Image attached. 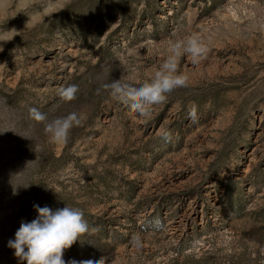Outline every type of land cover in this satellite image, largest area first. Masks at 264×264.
Returning a JSON list of instances; mask_svg holds the SVG:
<instances>
[{"label": "rangeland", "instance_id": "374dc122", "mask_svg": "<svg viewBox=\"0 0 264 264\" xmlns=\"http://www.w3.org/2000/svg\"><path fill=\"white\" fill-rule=\"evenodd\" d=\"M193 33L207 57L150 115L102 89ZM32 108L81 123L51 143ZM33 205L83 211L65 264H264V0H0V264H26L8 241Z\"/></svg>", "mask_w": 264, "mask_h": 264}, {"label": "clouds", "instance_id": "9594fccd", "mask_svg": "<svg viewBox=\"0 0 264 264\" xmlns=\"http://www.w3.org/2000/svg\"><path fill=\"white\" fill-rule=\"evenodd\" d=\"M8 41V40H7ZM155 44V42H153ZM208 47L202 38L193 33L182 39H172L168 45V55L159 65L149 80L135 86L128 82L114 80L101 87L108 92L109 97L129 108L133 113L141 116L150 115L153 105L165 103L168 95L174 90L187 87L189 77L179 72L180 60L187 55L196 64L207 57ZM79 91L78 85H69L59 90V95L64 101H73ZM32 120L44 123L45 134L49 141L55 144L67 143L73 127L79 126L81 119L76 112H71L63 117L51 120L48 116L32 108L29 111ZM192 119L196 118V107L193 105L189 112ZM47 121V123H45ZM161 138L168 142L171 132L165 130ZM20 186V185H17ZM29 186H23L27 188ZM18 194L16 186L13 195ZM37 216L31 222H21L15 232L14 239L8 241V247L14 250V256L26 264H65L63 254L81 235L88 229L84 213L79 208L65 206L53 211L49 207L33 205ZM133 244L140 246V237H133ZM106 258L99 260L69 261L68 264H105Z\"/></svg>", "mask_w": 264, "mask_h": 264}]
</instances>
